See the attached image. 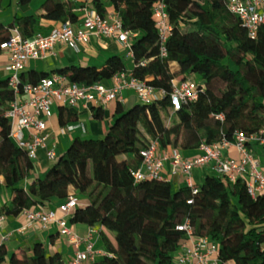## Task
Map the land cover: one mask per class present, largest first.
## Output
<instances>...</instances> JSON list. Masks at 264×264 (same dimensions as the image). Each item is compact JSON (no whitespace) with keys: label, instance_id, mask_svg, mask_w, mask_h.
<instances>
[{"label":"trees","instance_id":"1","mask_svg":"<svg viewBox=\"0 0 264 264\" xmlns=\"http://www.w3.org/2000/svg\"><path fill=\"white\" fill-rule=\"evenodd\" d=\"M161 0H46L41 14L0 25V45L17 30L25 39L36 34L39 20L74 23L79 10H94L105 17L112 7L126 31L136 33L131 50L133 76L166 94L152 104L117 105L114 120L101 139H75L56 157L44 179L23 187L33 161L10 139L6 113L16 95L7 79L0 81V179L10 192L0 217H18L23 210L60 206L72 194L85 197L69 225L99 227L103 255L92 264H173L175 252L186 239L176 226L189 219L196 238L206 237L218 247L221 263L264 264V193L251 198L243 181L229 183L209 175L196 186L174 188L171 182H136L131 171L141 166L139 152L157 140L163 149L194 150L223 138L231 141L236 131L252 134L264 129V25L255 39L248 38L239 20L222 0H162L171 33L160 57V42L153 9ZM1 52V49H0ZM146 61L145 65H140ZM178 68L171 73L170 65ZM128 72L123 57L110 56L101 68L70 67L55 71L69 83L92 86ZM51 74H20V85L35 84ZM198 82V100L172 113L169 94L172 81ZM92 117L103 116L101 107ZM223 115L222 122L215 119ZM60 125L75 123L77 116L59 107ZM1 188V183H0ZM191 201L190 204L187 202ZM106 233L113 235V241ZM19 254H7L0 245V264H61L48 258L37 243Z\"/></svg>","mask_w":264,"mask_h":264},{"label":"built area","instance_id":"2","mask_svg":"<svg viewBox=\"0 0 264 264\" xmlns=\"http://www.w3.org/2000/svg\"><path fill=\"white\" fill-rule=\"evenodd\" d=\"M66 1L73 4L80 2V0ZM222 1L226 10L239 20L248 38L255 39L259 27L264 25V0ZM79 11L83 12L84 17L81 27L76 30L69 21L52 28L47 35L36 33L31 39H25L17 30H12L11 37L0 45L1 51L6 52L9 60L7 85L16 95L6 113V117L10 120L9 136L15 146L24 150L32 161L36 160L37 150L40 148L45 149L49 162H54L56 159L54 149L47 148L45 138L41 136L47 121L52 116L54 105L71 108L78 104L85 107L88 104H97L103 107L112 101L121 102L120 94L123 90L132 91L143 104H152L166 94L163 90H156L144 81L136 79L131 71L116 74L111 79L113 82L111 88L102 84L82 86L69 83L64 76L58 74L41 78L35 84L20 85V74L27 63L45 58L52 53L57 44L76 49L79 44L88 43L91 37L103 38L116 41L129 57H133L131 44L137 34L124 30L117 14L102 18L92 9L84 8ZM153 16L160 42V57L165 58L167 56L165 43L171 33V26L167 23L168 15L162 0L155 5ZM145 64L146 61L140 63L142 66ZM200 86L193 80H173L172 91L169 94L171 112H178L183 106L196 102ZM215 119L220 122L224 120L223 115H217ZM73 128L69 126L68 130ZM257 146L264 147V129L248 135L236 131L231 141L223 138L213 144L203 143L198 148L200 155L193 159L183 157L177 149H163L155 140L139 152L141 166L131 171V175L136 182L142 180L170 182L171 177L181 175L185 177L186 185L191 189L192 194H196L197 188L190 181L192 170L210 165L213 174L226 182L243 181L247 194L254 199L264 193V169L251 151V148ZM230 147L237 151V159L222 155V151ZM165 166L169 168L168 174L164 173ZM187 203L190 204L191 201ZM78 206L76 198L70 196L56 210L42 207L35 210L25 209L21 213L25 224L18 232L26 233L32 226L47 228L51 224H56L59 234L67 237L69 243L77 249L80 239L71 232L67 218ZM57 212L61 217H57ZM2 220L3 217H0V224ZM176 230L184 233L186 239L175 252L173 264H232L219 261L216 244L211 243L206 237H194L193 226L189 219L177 225ZM93 233L97 232L91 229L84 240L85 250L77 249L66 264L90 263L95 254L92 243Z\"/></svg>","mask_w":264,"mask_h":264},{"label":"crops","instance_id":"3","mask_svg":"<svg viewBox=\"0 0 264 264\" xmlns=\"http://www.w3.org/2000/svg\"><path fill=\"white\" fill-rule=\"evenodd\" d=\"M67 2L66 0H63ZM46 0H0V25L9 27L26 17H37L41 14L42 5ZM71 3V2H70ZM79 19L72 23L73 29L81 27L84 17L82 11H79ZM114 14L112 7L108 6L106 16ZM61 23L55 21L39 20L34 28L36 33L47 35L52 28L58 27ZM118 55L123 57L127 71H131L134 67L132 57H129L124 48L113 40H105L103 38L91 37L86 44H79L76 49L70 48L63 44L54 46L51 54H48L43 59L31 60L25 66L22 73L33 72L36 74H55L56 70L70 67H96L101 68L105 61L110 57ZM126 59V60H125ZM8 55L6 52H0V81H5L8 78ZM175 65V64H174ZM176 70H178L176 66ZM21 73V74H22ZM103 85L107 88L113 86V82L107 81ZM122 101H112L107 105L101 107L97 104H88L86 107L82 104L69 108V111L77 116L75 123L60 125L58 120V110L60 106L54 105L52 107V116L47 121L45 130L41 136L45 138V145L47 148H53L56 157L62 156L69 148L70 144L77 138L79 139H101L103 138L109 128L111 127L117 105H121L123 109L130 108L131 106L140 103L135 94L130 90H123L120 94ZM101 107L103 116L100 119L92 117V108ZM74 127L73 130H68V127ZM255 158L259 161L260 166L264 169V147L257 146L251 148ZM181 155L188 159L196 158L200 155L197 149L180 151ZM224 157L233 159L238 158L237 151L233 148H227L222 151ZM46 157L45 149L37 150V158L33 161V169L30 176L24 181L23 187H28L37 179H41L43 174H46L48 169L52 166ZM168 166H165L164 173L168 174ZM214 175L210 165L203 167H196L192 170L190 181L194 186L200 185L206 176ZM215 176V175H214ZM174 188L187 186L185 177L181 175L173 176L170 179ZM0 209L2 206L10 201V192L4 188L3 179H0ZM70 193L77 200L79 207H83L87 200L85 197H77V192L70 189ZM58 202H53L49 205V209L58 208ZM70 216L67 218V223ZM57 217L61 214L57 212ZM25 220L20 214L18 217L6 216L0 224V245H3L8 255L12 253L19 254L22 250L29 251L34 244H41L45 248L48 258H53L61 264H66L74 255L76 250L84 251L86 248L85 238L94 229L97 233L92 234V243L94 255L90 263L99 259L103 254V244L100 238V231L103 230L99 227H87L81 224L69 225L71 232L76 235L80 241L77 249L69 243L68 238L59 234L56 224H51L47 228L40 226H32L26 233H19V229L24 226ZM113 241V235L106 233ZM182 244V243H181Z\"/></svg>","mask_w":264,"mask_h":264},{"label":"rangeland","instance_id":"4","mask_svg":"<svg viewBox=\"0 0 264 264\" xmlns=\"http://www.w3.org/2000/svg\"><path fill=\"white\" fill-rule=\"evenodd\" d=\"M126 60V59H125ZM126 62V61H125ZM170 71H171V73H173V74H176L178 71L176 70V65H174V64H171L170 65ZM176 79L178 80V79H181V76H177L176 77ZM51 164H53V162L51 163ZM45 178V174H43V176L41 177V179H44Z\"/></svg>","mask_w":264,"mask_h":264}]
</instances>
